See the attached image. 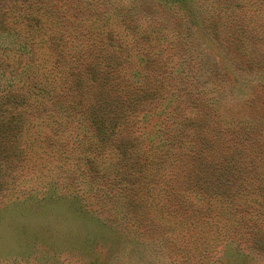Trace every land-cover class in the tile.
Here are the masks:
<instances>
[{
  "label": "trees",
  "instance_id": "16d2710c",
  "mask_svg": "<svg viewBox=\"0 0 264 264\" xmlns=\"http://www.w3.org/2000/svg\"><path fill=\"white\" fill-rule=\"evenodd\" d=\"M263 13L264 0H0V190L44 118L69 165L45 199L77 223L134 243L156 208L264 259ZM37 185L2 207L5 251L30 254Z\"/></svg>",
  "mask_w": 264,
  "mask_h": 264
},
{
  "label": "rangeland",
  "instance_id": "374dc122",
  "mask_svg": "<svg viewBox=\"0 0 264 264\" xmlns=\"http://www.w3.org/2000/svg\"><path fill=\"white\" fill-rule=\"evenodd\" d=\"M261 17L258 14L251 16L253 22ZM242 94L238 92V95ZM46 131L44 118L42 122L40 119L30 124L21 140L23 150L16 154L20 164L5 175V179H9V176L19 174L15 184L2 181L0 190V204L3 205L0 220H4L8 208L2 207L12 199L22 197V188L38 184V190L44 189L42 226L37 231V238L32 237L27 242L29 255L20 256L17 247L13 251L0 248V264H102L105 255L108 258L105 264H261L264 261L251 255L243 256L233 242H224L226 235L231 233L222 227L216 229L197 220L178 223L173 213L156 208L146 211V225L140 229L139 240L134 243L115 227L86 220L83 224L77 223L75 217L57 209L56 200L45 199L56 184L57 191L65 193L67 187L61 179L69 167L56 158L54 148L45 144ZM42 193L37 192L38 196Z\"/></svg>",
  "mask_w": 264,
  "mask_h": 264
}]
</instances>
